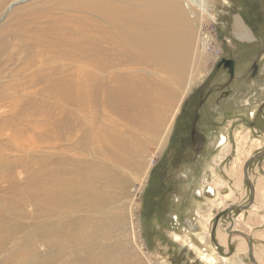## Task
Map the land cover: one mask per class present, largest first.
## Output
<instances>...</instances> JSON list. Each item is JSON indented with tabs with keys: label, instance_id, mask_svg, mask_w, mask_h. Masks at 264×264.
<instances>
[{
	"label": "bare ground",
	"instance_id": "bare-ground-1",
	"mask_svg": "<svg viewBox=\"0 0 264 264\" xmlns=\"http://www.w3.org/2000/svg\"><path fill=\"white\" fill-rule=\"evenodd\" d=\"M8 1L0 0V10ZM187 1L203 14L207 11L205 0ZM103 13L92 33V28L83 31L86 27L73 23L57 27L54 20L46 24L45 33L44 26L37 25L39 16L28 23L19 19L14 29L6 26L9 36L1 33L0 96L13 93L10 71L20 87H42L31 96L39 102L13 98L14 93L8 105L0 106V186L25 179L13 196L4 198L6 208L0 207V215L8 219H0V264H102L108 245L98 241L108 240V225L116 218L114 213L103 217L106 205L119 202L129 183L125 172L144 167L142 155L151 140L142 139V132L156 136L167 122L166 110L180 94L194 36V18L183 1L122 0ZM238 29L243 37V26ZM73 54L78 61L70 64ZM143 68L153 73H141ZM27 71L37 76L24 79ZM27 80L34 82L25 85ZM137 107L145 120L136 119ZM48 113L54 116L56 145L43 140L38 129L37 117ZM219 140L226 143L225 135ZM43 146L54 154L50 170L42 168L35 155ZM29 167L45 174L28 182L26 175L33 173ZM29 203L31 210L26 209ZM24 215L30 226L41 217L46 228L29 227ZM72 223L76 230L69 228ZM20 225L31 229L30 234L13 242ZM39 243L49 249L41 253ZM74 248L91 249V263L75 257ZM113 248L107 257L130 264L124 254L127 262L114 256L119 247Z\"/></svg>",
	"mask_w": 264,
	"mask_h": 264
},
{
	"label": "rangeland",
	"instance_id": "rangeland-1",
	"mask_svg": "<svg viewBox=\"0 0 264 264\" xmlns=\"http://www.w3.org/2000/svg\"><path fill=\"white\" fill-rule=\"evenodd\" d=\"M182 1L189 16L194 18V36L186 67L189 72L186 70L187 73L175 103L166 110L167 122L165 121L161 131H158L156 136L153 131H151L152 134L149 131L142 132V139L151 140L150 145L146 147V152L142 155L144 167L141 169L136 167V170L125 172L129 183L123 189L118 203L113 201L106 205V213L103 216L111 217L114 213L116 216L114 225L112 227L108 225L107 229L110 231L107 233L108 240L104 238L102 242L98 241V244L108 245L107 256L109 251L114 250L113 247H119L118 250L115 249L114 256H119L124 261L128 259L130 264H259L250 250L242 254L236 252L234 243L231 241L227 247L215 243L214 229L219 223H231L235 227L238 222L240 226L244 221V219L241 220L244 207L248 208V215L252 211L257 212L264 208V200L261 199L263 201L257 203V196L255 197L256 177L264 176V41H257L259 37H264V29L259 31V34L255 32L253 34L249 28V25L257 27L258 21H264V0H205L207 11L204 14L200 8L189 1ZM120 2L122 0H9L0 10V36L1 33L9 36L8 32H4L6 26L9 25L11 29H14L18 27L19 23L16 24V22L19 19L22 20L21 22L28 23L36 16L40 19L37 25L44 26L45 33L46 24L53 20L56 21L57 27L73 23L86 27L83 31L92 28L90 31L92 33L94 27L103 21V12L118 6ZM238 26L241 28L243 26L245 30L246 35L244 34L243 37L238 34ZM261 45H263L262 55L255 62L253 61L260 64L259 74L255 76L248 69L253 63L252 60L256 58L255 53L261 49ZM246 49L252 55L251 60L248 59V55L246 58H239L240 54L237 51H246ZM42 50L46 51V47ZM228 55H232L231 59L236 63V79L226 92L219 88L220 91L210 94L211 96L209 95L210 97L205 101L206 105L201 109L202 122L208 132L209 142L203 149L206 155L202 158L198 157L196 167L191 171L195 172L194 177L197 179L185 182L186 188L178 187L171 192V199L169 194L166 203L150 205L149 187L154 184V173L161 167L160 164L169 151L168 146L161 153L168 143L167 137L173 130L175 119L178 117L180 121V117L187 112L186 107L192 105L193 100L194 102L198 100V87L201 83L210 82L212 88L222 84V80L227 77V75L224 77V74L228 73L222 70L225 59L222 56L229 57ZM77 61L78 56L73 54L70 64H75ZM140 72L148 76L153 73L144 68ZM9 74L13 78L9 83L13 86L10 87L13 93L8 97L0 96V106L8 105L14 93L13 98L21 97L22 101L31 99L39 102L31 96L34 95L32 92L36 88L42 87L41 83L20 87L14 80L18 76H15L12 71ZM32 76L37 75L27 71L24 79ZM33 82L34 80H27L24 84ZM245 99H249L250 105H245ZM141 110V107L136 108V119L145 120ZM56 115L60 116V113ZM47 116L37 117L38 129L42 132L43 140L49 139L56 145L57 138H54L57 131L53 127L54 116L50 113ZM11 118L15 119V116L12 115ZM132 128L136 130L135 125H132ZM176 133H178L177 130L174 131L172 138ZM221 135L228 137L224 144H220L219 136ZM35 155L42 168L47 170L53 168L54 154L46 151L44 146L43 151ZM186 165H189V168L179 173H188L193 168L192 163H186ZM29 168L33 173L28 172L26 175L28 182L33 183L45 174L35 167ZM175 177H178V174ZM253 180L254 188L251 187ZM10 181L2 182L0 186V207L3 209L6 208L4 198L13 196L17 186L25 179H21L18 183H10ZM211 186L215 187L213 193L210 192ZM183 189L186 190L183 191ZM245 190L246 202L235 206L232 201H237L236 193ZM178 198H180L179 202L176 201ZM253 204L255 207H252ZM32 207L33 204L29 203L26 209L31 210ZM148 207L150 212L147 211ZM0 217L3 223L8 220L5 213H2ZM24 219L29 225V216L24 215ZM19 222L20 219L17 218L16 223ZM35 222V225H29V227L46 228L41 217ZM19 227L18 237H15L13 242H19L21 236L30 234L31 229H24L21 225ZM69 228L76 230L77 225L72 223ZM10 246L6 253L10 251ZM110 247L112 249H109ZM12 249H14L13 246ZM38 249L44 253L49 247L39 243ZM32 253L34 254V251ZM73 254L79 257L81 262L91 263L90 258L93 257L91 249L82 250L81 248L76 251L74 248ZM122 254L127 256L124 257L126 259L122 257ZM2 256L1 253L0 258ZM107 256L103 257L102 264L117 263L115 262L117 257ZM203 256L213 259L206 261ZM7 262L12 264L10 261Z\"/></svg>",
	"mask_w": 264,
	"mask_h": 264
},
{
	"label": "flooded vegetation",
	"instance_id": "flooded-vegetation-1",
	"mask_svg": "<svg viewBox=\"0 0 264 264\" xmlns=\"http://www.w3.org/2000/svg\"><path fill=\"white\" fill-rule=\"evenodd\" d=\"M249 28H251V32L260 33L259 31L264 29V21H258V26L255 27L253 25H249ZM255 29H258L257 31ZM249 30V29H248ZM259 42L264 41V37H259L257 39ZM243 49V48H242ZM262 49L263 45H261V49L257 50L256 58L252 60V62L256 61L257 58L261 57L262 55ZM239 52V58L244 57L246 58L248 55V59L251 60L252 55L250 52H248V49L246 51H237ZM237 54V53H236ZM229 57L222 56L225 58L223 60L222 70L227 71L228 73L224 74V77L227 75L226 78L222 80V84L217 86L216 88L210 87V82H203L198 87V100L194 102L192 105L187 106V112L185 115H182L180 117V121H178V117L174 121V126L172 127V132L170 136L167 137V145L161 150V153H163L169 146V151H167V154L165 158L163 159L162 163L160 164L161 167L158 168L154 173V184L149 187V194L151 197L149 198L150 205L155 204H161L166 203L168 200V195L171 192H174L178 187H184L185 182L187 181H194L197 179L194 177L195 172H191L193 169H195L196 164L198 162V157L202 158L206 155L205 151L203 150L209 142L208 138V132L203 126L202 122V112L201 109L204 108L205 101L208 100V98L211 96L210 94L214 93L215 91H218L219 88L221 91L226 92L227 88L230 89V84L234 82L236 79V63L234 60H232L231 56ZM251 63L249 66V72L253 75H258L260 71V64L258 62ZM247 77V76H246ZM208 88H211L208 90ZM219 90V91H220ZM210 95V96H209ZM226 95V94H224ZM186 99V98H185ZM207 99V100H206ZM246 100V99H245ZM245 105H250L246 101ZM184 102V101H183ZM184 106V105H183ZM182 107V106H181ZM183 108V107H182ZM254 114V113H253ZM178 133L175 134V136L172 138V135L174 131ZM222 138V135L219 136V138ZM226 137V142L228 137ZM165 149V150H164ZM168 163V164H167ZM186 163H192L193 168H191L188 173H179L184 169H188L189 165H186ZM246 165V169H247ZM178 174V177H175ZM175 177L174 179H172ZM184 183V184H183ZM213 188V187H212ZM186 189H183V191ZM214 190V189H213ZM152 195H155L152 197ZM215 195V192H214ZM171 194L169 195V198L171 199ZM176 201H180V198L176 199ZM151 207V206H150ZM147 209L148 212L149 208ZM174 216V215H172ZM178 217V216H177Z\"/></svg>",
	"mask_w": 264,
	"mask_h": 264
},
{
	"label": "crops",
	"instance_id": "crops-1",
	"mask_svg": "<svg viewBox=\"0 0 264 264\" xmlns=\"http://www.w3.org/2000/svg\"><path fill=\"white\" fill-rule=\"evenodd\" d=\"M247 176H248V172H247ZM253 176L256 177V175L254 174ZM256 178H257L256 187L254 180L253 183L251 184V187L256 188L257 195L255 194V197L257 196L258 199L257 203H259L260 201L264 200V176H260ZM243 192L241 191L239 193H236L237 201H232L235 206L241 205L242 203L246 202L247 200L246 190ZM252 207H255V204H253ZM245 208L246 207L243 208L244 209L243 216L241 217V220L244 219V221H242V224L240 226L237 222L235 227L231 225V223L229 224L219 223L215 227L214 229V233H215L214 235L216 241L215 243H217L220 246L227 247L228 243L231 241L234 243V248L236 252H240L243 254V253H248V251L250 250L256 256L255 258L257 262L259 264H264V208L258 210L257 212L252 211L250 212L249 215H248V208L247 209Z\"/></svg>",
	"mask_w": 264,
	"mask_h": 264
},
{
	"label": "water",
	"instance_id": "water-1",
	"mask_svg": "<svg viewBox=\"0 0 264 264\" xmlns=\"http://www.w3.org/2000/svg\"><path fill=\"white\" fill-rule=\"evenodd\" d=\"M210 192L213 193V189L212 188H210ZM188 224L190 225V222H188Z\"/></svg>",
	"mask_w": 264,
	"mask_h": 264
},
{
	"label": "trees",
	"instance_id": "trees-1",
	"mask_svg": "<svg viewBox=\"0 0 264 264\" xmlns=\"http://www.w3.org/2000/svg\"><path fill=\"white\" fill-rule=\"evenodd\" d=\"M177 262V261H176Z\"/></svg>",
	"mask_w": 264,
	"mask_h": 264
}]
</instances>
